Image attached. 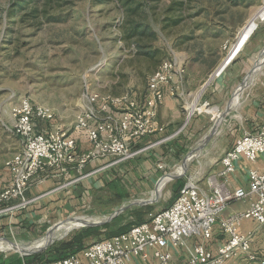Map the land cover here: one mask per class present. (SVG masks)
Instances as JSON below:
<instances>
[{"label": "rangeland", "instance_id": "rangeland-1", "mask_svg": "<svg viewBox=\"0 0 264 264\" xmlns=\"http://www.w3.org/2000/svg\"><path fill=\"white\" fill-rule=\"evenodd\" d=\"M263 6L264 0H0V160L6 162L22 148L10 117L12 107L24 97L52 108L55 124L61 117L73 118L81 110L87 91L107 101L127 94L139 96L162 61L184 60L189 70L184 89L186 102L193 103L202 90L198 106L210 104L184 126L186 111L181 101L183 132L179 138L148 148L99 176L102 183L93 193L73 202L66 213L55 218L57 227L66 223L58 231L57 240L78 229V221L105 219L130 201L154 198L150 205L153 212L170 205L179 191H175V180L169 179L159 195H152L157 183L169 174L181 175L182 181L188 171L197 169L200 153L191 149L201 135L191 131L190 125L197 116L213 118L207 112L212 107L224 112L253 65L264 60L263 15L241 43L240 47L250 38L232 63L220 76L209 79L225 57L224 47L235 42L239 30ZM262 81L264 65L250 76L239 104L221 121L223 136L218 138L219 143L227 144L230 134L250 131L244 116L241 123L239 110L242 103L249 104L252 95H260ZM112 179H117L129 195L117 204L106 185ZM127 211L108 223L132 220ZM16 230L0 238V264L54 261L55 255L47 252L53 243L37 251H19L24 246L34 248L47 243L44 233L35 237ZM104 234L103 230L88 243Z\"/></svg>", "mask_w": 264, "mask_h": 264}, {"label": "built area", "instance_id": "built-area-1", "mask_svg": "<svg viewBox=\"0 0 264 264\" xmlns=\"http://www.w3.org/2000/svg\"><path fill=\"white\" fill-rule=\"evenodd\" d=\"M236 41L224 47L225 57L209 79L220 76L248 42L233 51ZM185 73L183 62L164 60L148 77L146 90L139 96L127 94L107 101L87 91L85 104L70 128H51L56 117L54 110L36 104L30 98H22L11 110L12 130L20 139L22 148L5 162L10 179L0 191V219L12 221L15 215L40 198H28L27 192L31 179L47 169L66 173L67 164H75L82 169L94 159L106 158L112 161L105 167L114 166L132 160L153 146L139 147L143 139L163 131V126L157 122L158 109L167 95L176 96L179 84H175L173 79L177 76L180 82L179 77H184ZM184 103V126L196 112H203L210 106L208 102L200 107L197 103L196 108L190 111L189 103ZM111 107L114 112L119 111L116 112L118 116H107L113 111ZM75 132L87 138L90 143L88 151H78ZM241 157L253 163L259 157L264 158V126L255 132H244L235 140L222 156L220 162L223 169L217 176L226 177L233 173L235 162ZM159 168L162 166L159 165ZM217 176H207V192L196 182L189 181L179 189L170 205L151 213L145 222L132 226L124 233L103 237L75 254L47 264H130L136 259L146 262L150 257L158 264H226L239 256L264 264V251L252 248L255 233L245 235L240 232L242 222L249 220L263 228L264 237V171H249L247 191L238 189L230 192ZM70 183L60 185V188ZM249 196L255 198L246 210L221 217L231 202ZM217 224L226 240L215 251L205 243L197 242L185 262L172 263L168 246L180 247L190 238L209 241Z\"/></svg>", "mask_w": 264, "mask_h": 264}, {"label": "crops", "instance_id": "crops-1", "mask_svg": "<svg viewBox=\"0 0 264 264\" xmlns=\"http://www.w3.org/2000/svg\"><path fill=\"white\" fill-rule=\"evenodd\" d=\"M249 41V40H248ZM247 44V43H246ZM177 61V60H176ZM178 62H183L184 60H179ZM264 65L258 64V68L255 71H259V69ZM186 66V65H185ZM254 67V65H253ZM254 73V74H255ZM189 79V70L186 69V73L184 77L180 78V82L178 81V77L175 76L173 82L175 84H179V89L177 91L176 96H169L165 97L163 104L158 109L157 114V122L159 125L163 126L162 132H157L149 135L145 139L141 141V145L139 147L145 146L146 144H154L156 145H163L171 143V139L179 138V134L183 132L181 123H182V112H181V101L186 102V94L184 93L185 83ZM243 89L237 91L235 93L231 104L229 102L228 105L230 107H235L239 104L241 98V92ZM190 95V94H187ZM255 98V99H254ZM227 105V107H228ZM226 107V108H227ZM216 109V114L212 111L210 113L213 114V118L209 116H197L194 123L190 125L191 131H197L198 135H201L199 141H197L192 151L195 150L199 143L203 141L210 133L214 123L216 121L215 118L221 117V113L218 111L217 107H213ZM225 108V109H226ZM241 117L240 121L242 123L243 119L247 122V128L250 131H258L261 127L264 126V81L261 82V92L258 97L251 96V101L249 104L241 105L239 110ZM223 113V112H222ZM214 115H216L214 117ZM75 116L73 118L66 116L61 117V120L55 124L52 123L50 126L51 128H70L75 120ZM107 116H118V113L111 111L107 114ZM244 118L242 119V117ZM11 127H12V119L10 117ZM242 125V124H241ZM187 132V131H185ZM201 132V134H199ZM247 132V131H245ZM223 130L219 127L217 133L212 137L207 143H205L199 151L200 153V160L197 164V169L190 172L188 171V177L179 179L181 175H173L174 177L170 178L169 174L168 177H164L157 183V187L155 192L153 193L152 197L157 196L160 194L162 188L165 186L166 182L169 179L175 180V191L177 192L181 187L187 184L189 181H194L198 184V186L205 192H207V184L206 178L209 175L217 176L220 171L223 169L222 164L220 162L224 153L229 150L235 140L239 138L242 134H230L227 138L229 141L227 144L219 143V137L223 136ZM73 135L78 140V151L85 152L90 149V143L87 138L80 132H75ZM163 140V142H160ZM160 142V143H159ZM156 143V144H155ZM138 146V145H137ZM155 155V154H154ZM195 155H193L194 157ZM155 159L161 160L159 156H155ZM111 159H94L90 161L84 168L78 169L75 164H67V172L61 173L59 170L55 169H47L39 176L33 177L29 184V189L27 192L28 197H40L35 203L29 206L26 211H24L23 215H16L14 219H12V223L9 222L7 218L0 219V238L6 236L10 230L17 229L18 234H27L29 233L32 236H39L40 234L44 233L45 235L49 233L53 225H57L55 223V218L58 215L62 216L64 213L67 212L68 206H71L73 202L78 201V199H82L85 195H90L94 192L95 189L98 188V184L102 183L100 180L101 175L108 172L112 166L105 167L109 163ZM7 161V160H6ZM4 160H0V191L3 186L9 181L10 173L6 167H4ZM153 165V163H152ZM101 167V168H100ZM103 167V168H102ZM187 168V165L184 167ZM251 169H258L260 171H264V158L259 157L256 162H249L245 158L241 157L238 161L235 162V171L226 177H218L217 179L220 182H223L226 188L230 192H235L238 189H242L244 191L248 190V175ZM186 173V172H185ZM167 175V174H165ZM82 177V178H81ZM181 178V177H180ZM78 179L77 181L73 182L74 180ZM186 179V180H185ZM71 183L68 186L60 188V185ZM107 182V181H106ZM185 182V183H184ZM125 191H127L125 189ZM128 193V191H127ZM178 193V192H177ZM177 195V194H176ZM254 196H249L244 199H240L237 201H233L229 204V206L225 209L222 214V218L229 217L234 213L242 212L246 210L250 203L254 200ZM151 198L149 200H153ZM153 202V201H152ZM151 202V203H152ZM148 204V205H151ZM147 206V205H143ZM141 207V206H134ZM130 208L129 210H131ZM93 211V210H92ZM126 212V211H124ZM123 212V213H124ZM122 214V213H121ZM66 224L59 225L56 229V238L57 233L60 229ZM55 229V230H56ZM53 230V231H55ZM51 231V232H53ZM240 232L242 234H249L255 233L254 241L252 243V248L254 251L262 252L264 251V237H263V228L258 226L256 223L252 221H243L240 226ZM50 236V235H49ZM46 237L47 242L52 237ZM45 239V238H44ZM42 239V241L44 240ZM226 240V236L222 233L219 225L217 224L214 227L213 236L209 241H203L205 245L212 251H215L218 246L224 243ZM199 242L198 238H190L186 239L184 244L180 247L173 248L171 246L167 247V250L172 255V263H182L187 260L189 257V253L195 243ZM46 244V243H45ZM44 244V245H45ZM42 246V245H41ZM27 250L36 249L40 246H35L34 248H29V246H24ZM20 251V250H19ZM21 252V251H20ZM130 264H158L157 261L150 257L146 262H141L138 259L133 260ZM226 264H256L254 262L249 261L244 256L235 257L229 260Z\"/></svg>", "mask_w": 264, "mask_h": 264}, {"label": "trees", "instance_id": "trees-1", "mask_svg": "<svg viewBox=\"0 0 264 264\" xmlns=\"http://www.w3.org/2000/svg\"><path fill=\"white\" fill-rule=\"evenodd\" d=\"M26 3L28 4L30 2ZM106 183L109 190L113 191L114 193V203L117 204L121 202L122 199L129 197L127 191H125V189L117 179H112L111 181H107ZM127 212L132 220L118 224L107 223L101 226L80 227L78 229H74L69 232L68 235H66V237H64L63 239L53 242V244L48 248L47 252L55 255L54 260L75 254L96 241L94 240L90 244L88 243L91 238L99 236L100 233L103 232V230L105 234L107 232V234H104L103 237H112L126 232L134 225L145 222L148 216L153 213V207L150 205L135 207ZM92 213H96V211L93 210ZM123 215L124 213L120 214L114 220H117ZM103 237L101 236L97 240Z\"/></svg>", "mask_w": 264, "mask_h": 264}, {"label": "water", "instance_id": "water-1", "mask_svg": "<svg viewBox=\"0 0 264 264\" xmlns=\"http://www.w3.org/2000/svg\"><path fill=\"white\" fill-rule=\"evenodd\" d=\"M246 82L242 83L236 90L235 93H237V91L243 89L246 86ZM231 104V103H230ZM232 107H230V105H228V107L225 109V111L223 113H221V117H219L216 122L214 123L209 135L199 143L198 147L195 150H200L201 147L207 143L212 137H214V135L217 133L221 121L223 120L224 116L231 110ZM195 150H193L192 152H194ZM170 178L174 177L173 175H169ZM153 200H135V201H130L127 203H124L120 208H118L112 215H110L109 217L105 218V219H100V220H91V219H85L84 221H78V219H76V222L78 221V225L76 228H80V227H90V226H101L104 224H107L108 222H110L112 219L116 218L117 216H119L121 213H123L124 211H126L127 209H130L134 206H143V205H148L152 202ZM57 228V225H53V228L51 231L55 230ZM49 232L45 235V238L48 237L52 232ZM69 232H67L66 234H68ZM65 234V235H66ZM59 238H55L52 241L47 242L45 245H43L42 247L36 248V249H30V250H24V251H37L39 249H42L50 244H52L54 241H56ZM6 242L10 243L9 241L6 240ZM22 251V252H24Z\"/></svg>", "mask_w": 264, "mask_h": 264}, {"label": "bare ground", "instance_id": "bare-ground-1", "mask_svg": "<svg viewBox=\"0 0 264 264\" xmlns=\"http://www.w3.org/2000/svg\"><path fill=\"white\" fill-rule=\"evenodd\" d=\"M264 15V6L263 7H261V8H259V9H256L255 11H254V13H253V15H252V17L250 18V20L248 21V23L244 26V27H242L240 30H239V32H238V38H237V41H236V44H235V46H234V48H233V51H234V49L236 48V47H240V45H241V43L246 39V37L248 36V34L250 33V31H251V29H252V27H253V25H254V23H256V21L259 19V18H261V16H263ZM232 51V52H233ZM262 63H264V60H261V61H259L258 62V64H262ZM258 64H256V65H254V69H253V71L251 72V74L246 78V83H247V80L250 78V76L251 75H254V73H255V71L257 70V68L259 67L258 66ZM203 91L202 90H200L199 91V94H198V96H196V98L194 99V102L193 103H191L190 105H189V109H190V111H192V110H194L195 108H196V104H197V101L199 100V98H200V96H201V93H202ZM208 112H213V113H215L216 114V109L215 108H210L209 110H207ZM66 224V223H65ZM56 232H57V229L55 230V231H53L51 234H50V236H52L50 239H49V241H52L53 239H55L56 238ZM49 236V237H50ZM18 245V244H17ZM43 246V245H42ZM42 246H40V247H42ZM24 250H27L26 248H22L20 251L22 252V251H24Z\"/></svg>", "mask_w": 264, "mask_h": 264}]
</instances>
